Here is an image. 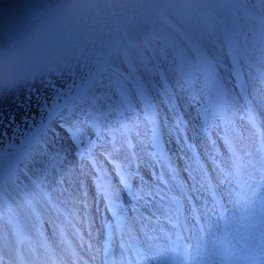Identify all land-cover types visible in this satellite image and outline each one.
I'll return each instance as SVG.
<instances>
[{"label":"rangeland","instance_id":"obj_1","mask_svg":"<svg viewBox=\"0 0 264 264\" xmlns=\"http://www.w3.org/2000/svg\"><path fill=\"white\" fill-rule=\"evenodd\" d=\"M216 2L239 7L157 16L46 127L0 186L1 264L16 237L37 264H170L181 239L185 264H264V0Z\"/></svg>","mask_w":264,"mask_h":264},{"label":"water","instance_id":"obj_2","mask_svg":"<svg viewBox=\"0 0 264 264\" xmlns=\"http://www.w3.org/2000/svg\"><path fill=\"white\" fill-rule=\"evenodd\" d=\"M155 17L141 23L123 15L75 23L53 17L39 35L33 27L22 32L0 58V186L51 121L100 78L120 42L134 46L148 37Z\"/></svg>","mask_w":264,"mask_h":264},{"label":"snow or ice","instance_id":"obj_3","mask_svg":"<svg viewBox=\"0 0 264 264\" xmlns=\"http://www.w3.org/2000/svg\"><path fill=\"white\" fill-rule=\"evenodd\" d=\"M239 6L216 0H0V31H9L15 25L13 17H22L21 30L33 27L37 35L45 26L46 18H57L63 23L96 20L104 17L132 16L137 23L148 22L152 17L165 18V13L182 10L198 15L202 10ZM261 37L264 38V17L260 19ZM264 50V48H262ZM6 54L0 47V58Z\"/></svg>","mask_w":264,"mask_h":264},{"label":"bare ground","instance_id":"obj_4","mask_svg":"<svg viewBox=\"0 0 264 264\" xmlns=\"http://www.w3.org/2000/svg\"><path fill=\"white\" fill-rule=\"evenodd\" d=\"M217 18H218V21L221 23V25L226 27V23H227L226 17H217ZM116 52L118 53V58H119L118 60L119 61H114L113 63L115 64L116 67H118L122 71H126L127 67L125 66V63H124L123 58H122L123 53L126 52L123 42H120L119 48H118V50ZM33 121L34 120H31L30 123H32ZM14 143H16V145H20L22 143V140L21 139L17 140ZM23 146H25V144ZM162 173H164V171ZM169 189H170V191L172 193H173L172 189L175 190V188L172 185V183H169ZM24 219L28 223H33V219L29 215L25 214L24 215ZM17 239H18L17 237L14 238L13 242L11 241V239L7 240L10 245L7 246V247H4V245L2 246V248H4L3 251H2V254L5 255V257H6L5 259H7L9 261V264H37V262H39L37 257H35L33 255H31V257H30L28 254L25 255L23 253V250L21 249V244H20L21 241L18 242ZM176 251H177V249H174V253L171 256L172 259H176L177 258L176 257ZM181 256H183V255L181 254ZM64 257H65V255H64ZM76 258H77V256H76ZM78 262H81V264H88L86 261H84L83 257L80 260H78ZM0 264H1V261H0Z\"/></svg>","mask_w":264,"mask_h":264},{"label":"trees","instance_id":"obj_5","mask_svg":"<svg viewBox=\"0 0 264 264\" xmlns=\"http://www.w3.org/2000/svg\"><path fill=\"white\" fill-rule=\"evenodd\" d=\"M260 19H261V17H259V23H260ZM235 27V26H234ZM253 27H255V26H253ZM257 27V26H256ZM236 29V28H235ZM234 42H235V48H236V50H238L239 49V46H238V40H237V35H236V37H235V35H234Z\"/></svg>","mask_w":264,"mask_h":264}]
</instances>
